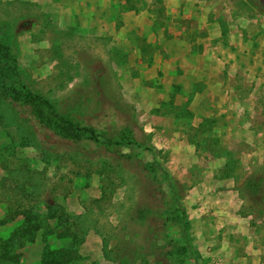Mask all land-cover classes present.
I'll return each instance as SVG.
<instances>
[{"label":"rangeland","instance_id":"rangeland-1","mask_svg":"<svg viewBox=\"0 0 264 264\" xmlns=\"http://www.w3.org/2000/svg\"><path fill=\"white\" fill-rule=\"evenodd\" d=\"M0 71V264H264V0H0Z\"/></svg>","mask_w":264,"mask_h":264},{"label":"trees","instance_id":"trees-1","mask_svg":"<svg viewBox=\"0 0 264 264\" xmlns=\"http://www.w3.org/2000/svg\"><path fill=\"white\" fill-rule=\"evenodd\" d=\"M3 74H5L4 71H0V80ZM29 96H33V94L27 92L24 95V98L17 99L16 97L15 99L18 101L25 100L24 102H30L27 100ZM34 98L35 97H31L30 100L32 101ZM35 117L38 118L37 113H35ZM38 122L42 127L47 128L49 130L53 129V132L55 131V133L59 135L62 136L66 135L65 131L64 133H62L59 129H57V126L52 127L53 126L52 123L47 120L39 118ZM131 139H133L134 141L137 140L135 139L133 133ZM33 185H34V190H36V188L38 187L37 184L35 185L34 183ZM46 207L48 208L47 216H56V218L58 219L57 224L55 226L59 227L60 225L64 227L60 232L59 236L63 237L66 235L71 237L72 241L76 240L77 235L73 234L74 232L73 228H71V226H66L64 224L67 219V215L63 216L62 212L61 214L58 213L57 207H55L52 204H49ZM18 216L23 217V224L21 225V227L14 230L10 234V236H8V238H6L0 243V259L8 260L11 261L12 263L14 262L16 263V258L14 254L8 253V249H11L13 246L21 242L22 240H33L34 234L37 232L38 229H41L42 233L48 234L54 232L53 230L55 228L51 226V224L47 221V218H40L39 215L29 213L28 208H26L21 204H17L16 206H9L7 208L5 216L0 220V223H6L8 221H12L16 219ZM56 235L58 236V233H56ZM70 260H71L70 253L64 247H60L56 249H48L47 251L44 252L42 256V264H68Z\"/></svg>","mask_w":264,"mask_h":264}]
</instances>
